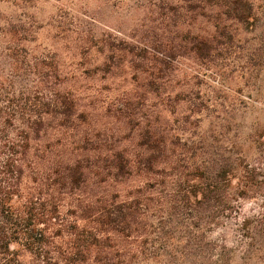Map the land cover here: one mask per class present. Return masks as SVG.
<instances>
[{
	"label": "rangeland",
	"instance_id": "obj_1",
	"mask_svg": "<svg viewBox=\"0 0 264 264\" xmlns=\"http://www.w3.org/2000/svg\"><path fill=\"white\" fill-rule=\"evenodd\" d=\"M248 1L253 20L245 25L203 0H0V116L9 129L50 110L56 92L76 106L64 125L47 114L30 150L44 169L80 166V178L42 173L26 184L40 178L47 190L57 181L70 221L90 215L85 201L75 208L79 199L143 193L144 219L120 239L130 242L120 264L202 258L185 222L159 209L152 182L162 175L183 182L220 156L254 175L232 179L238 209L206 232L214 252L205 258L264 264V158L256 159L264 141V0ZM152 150L158 157L149 170Z\"/></svg>",
	"mask_w": 264,
	"mask_h": 264
},
{
	"label": "trees",
	"instance_id": "obj_2",
	"mask_svg": "<svg viewBox=\"0 0 264 264\" xmlns=\"http://www.w3.org/2000/svg\"><path fill=\"white\" fill-rule=\"evenodd\" d=\"M203 1L219 7L227 19L245 25L253 20V9L248 0ZM51 107L40 112L35 120L30 115L19 118L16 132L9 129L11 124L7 118L0 116V264H120L130 249L126 246L130 242L122 244L120 239L130 236L127 232L132 233L144 219L138 212L139 207L147 205L143 193L124 199H120L119 195L79 199L75 208L81 209L86 205L90 215H79L70 221L60 210L64 198L54 188L57 181L52 179L53 182L47 183L50 186L47 190L40 178L32 180L36 186L26 184L29 177L42 173L43 180L50 179L49 173L60 178L64 173L67 179L74 180L82 174L80 166L55 165L44 169L36 160L39 158L37 154L32 157L31 140L39 131L46 129V115H54L58 124L64 125L76 109L74 99L59 92H56ZM162 148L164 153L165 146ZM256 148V159L261 160L264 158V141L258 140ZM157 157L152 150L148 158L149 170H153ZM124 167L123 158H120L115 168L123 173ZM245 173L253 176L254 170L220 156L194 166L184 183L180 177L166 175H162L160 181L153 180L152 196L164 206L159 209L171 214L175 224L183 223L180 219L183 220L186 229H191L188 232L194 233V245L203 247L202 258L177 257L173 258L172 264H209V258L205 257L213 254L214 246L206 238V232L238 209L236 200L241 195L232 191V179L238 175L241 181L246 177ZM84 201L81 206L79 203ZM82 219L84 223H81ZM104 225L105 228L102 227ZM14 244H18L19 248H15ZM189 245L183 244L184 247ZM21 251L29 254V263L22 260ZM136 252L143 254L144 250L141 248Z\"/></svg>",
	"mask_w": 264,
	"mask_h": 264
}]
</instances>
